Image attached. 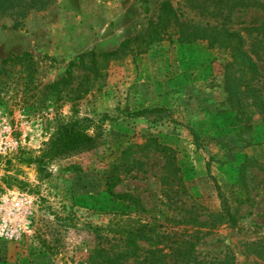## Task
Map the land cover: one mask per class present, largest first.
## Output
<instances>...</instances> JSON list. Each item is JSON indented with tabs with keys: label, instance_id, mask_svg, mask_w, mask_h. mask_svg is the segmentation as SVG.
Here are the masks:
<instances>
[{
	"label": "rangeland",
	"instance_id": "374dc122",
	"mask_svg": "<svg viewBox=\"0 0 264 264\" xmlns=\"http://www.w3.org/2000/svg\"><path fill=\"white\" fill-rule=\"evenodd\" d=\"M160 1L0 0V60L29 53L0 71V109L17 140L15 151L0 158V196L25 197L30 211L19 238H0V264H88V251L113 242L131 210L106 191V170L123 146L149 137L175 150L188 194H165L164 158L152 149L135 153L140 167L120 174L112 191L130 192L147 210L167 215L194 202L217 209L216 187L246 195L237 225L202 228L196 253L208 260L231 251L236 264H261L242 251L264 241V58L255 60L260 75L249 81L238 64L224 66L229 58L222 48L171 37L108 61L103 76L77 98L64 91L41 101L42 85L64 75L76 54L116 47L155 19ZM169 2L183 19L238 31L246 48L255 35L248 28L264 19L252 6L201 14L185 0ZM79 74L72 71V85ZM74 117L91 119L93 141L65 156L34 160L56 124Z\"/></svg>",
	"mask_w": 264,
	"mask_h": 264
},
{
	"label": "trees",
	"instance_id": "16d2710c",
	"mask_svg": "<svg viewBox=\"0 0 264 264\" xmlns=\"http://www.w3.org/2000/svg\"><path fill=\"white\" fill-rule=\"evenodd\" d=\"M185 1L191 9L201 14L213 11L230 13L236 7L250 6L264 11V0ZM39 2L47 4L49 0H39ZM210 5L212 9L207 11ZM24 6H29V3H25ZM248 29H253L255 35L251 37L246 48L245 39L238 31L224 25H201L183 19L169 0H161L158 3L155 19L149 20L141 31L123 37L116 47L100 51L89 49L76 54L68 62V69L64 71V75L42 85L41 101L47 95H54L57 98L64 91L70 93L71 98H77L88 90V84L103 76L102 69L108 61L126 54L143 52L152 44L171 37H174L178 43L199 40L204 41L208 47L222 48L229 58L224 66L238 64V67L248 74V80L253 81L260 75L255 60L264 58V19L260 24ZM28 56L27 51H22L2 58L0 71L5 70V65L26 60ZM28 70L32 71L31 68ZM73 70L80 73L79 80L74 85H72ZM29 71L27 74L30 81ZM90 126L91 119L88 117H74L58 122L34 160L65 156L81 146L90 144L95 136L94 133L88 132ZM148 149L161 153L164 158L162 183L166 186L165 194L172 190L188 194L173 148L157 142L153 137H149L141 144L128 143L123 146L106 170L104 185L112 198L123 202L125 207L131 210L126 212L125 217L117 224L113 242L93 247L88 251V264H236L231 251H225L220 258L203 259L204 257L196 253V244L206 233L202 228L218 227L222 224L235 227L239 206L246 201V195L240 193L227 195L216 187L219 200L217 209L210 210L194 202L188 208L174 207L179 212L176 213L177 215H167L161 210H147L140 198L130 192L112 191L122 178L120 174H129L132 168L140 167L139 157H135V153ZM245 170V167H242L238 173L243 188H245ZM171 184H174V189ZM169 206L171 205L167 208ZM201 209L203 211H198ZM158 214L161 216L159 217ZM242 252L245 256H251L255 261L264 264V241L246 243Z\"/></svg>",
	"mask_w": 264,
	"mask_h": 264
},
{
	"label": "built area",
	"instance_id": "2783aa9c",
	"mask_svg": "<svg viewBox=\"0 0 264 264\" xmlns=\"http://www.w3.org/2000/svg\"><path fill=\"white\" fill-rule=\"evenodd\" d=\"M17 140L13 127L0 109V158L15 151ZM29 201L25 197L6 193L0 196V238L15 240L28 227Z\"/></svg>",
	"mask_w": 264,
	"mask_h": 264
}]
</instances>
